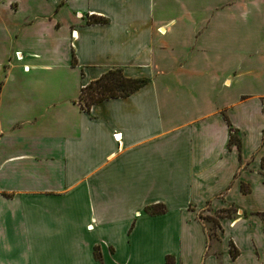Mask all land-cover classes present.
Returning a JSON list of instances; mask_svg holds the SVG:
<instances>
[{"label":"crops","instance_id":"crops-1","mask_svg":"<svg viewBox=\"0 0 264 264\" xmlns=\"http://www.w3.org/2000/svg\"><path fill=\"white\" fill-rule=\"evenodd\" d=\"M263 86L264 0H0V264H264Z\"/></svg>","mask_w":264,"mask_h":264},{"label":"trees","instance_id":"trees-1","mask_svg":"<svg viewBox=\"0 0 264 264\" xmlns=\"http://www.w3.org/2000/svg\"><path fill=\"white\" fill-rule=\"evenodd\" d=\"M90 20V19H89ZM92 21L104 22L106 18L99 17ZM75 57L72 55V63L75 64ZM143 78H133L123 75L120 68H111L103 72L98 78L90 80L89 82L81 86L79 93L78 102L84 110H89L93 103L110 97H124L129 95L131 92L139 88L145 83ZM237 143L239 146V138L230 134L229 144ZM260 166L264 170V156L260 159ZM243 190H245L243 188ZM163 206L160 208L151 207V213L160 212ZM230 252L232 256H235L237 250L230 244ZM166 264H173L171 256H166Z\"/></svg>","mask_w":264,"mask_h":264},{"label":"rangeland","instance_id":"rangeland-1","mask_svg":"<svg viewBox=\"0 0 264 264\" xmlns=\"http://www.w3.org/2000/svg\"><path fill=\"white\" fill-rule=\"evenodd\" d=\"M72 55H74V57H75L74 53ZM75 59H76V57H75ZM71 61H72V58H71ZM261 92H262L263 97H264V86H263V88H261ZM233 135L235 137H237L236 134H233ZM155 207H157V206H155ZM148 211L150 212L151 210L148 209ZM233 211H234V207L233 206H229L226 209H221L219 211H215L213 214L212 213H206L205 211L204 212L201 211L199 213V218L203 221L205 227H207V229H208L209 236H210V243H211L212 246H214L216 244L215 239H216V235H217V232H218L219 217L224 216V215H228V216L231 215V214L233 215V213L234 214L236 213V211L235 212H233ZM230 244L233 245L232 241L230 242Z\"/></svg>","mask_w":264,"mask_h":264},{"label":"built area","instance_id":"built-area-1","mask_svg":"<svg viewBox=\"0 0 264 264\" xmlns=\"http://www.w3.org/2000/svg\"><path fill=\"white\" fill-rule=\"evenodd\" d=\"M74 33V31H72V34ZM117 134H119V133H114V137H116L117 136Z\"/></svg>","mask_w":264,"mask_h":264},{"label":"bare ground","instance_id":"bare-ground-1","mask_svg":"<svg viewBox=\"0 0 264 264\" xmlns=\"http://www.w3.org/2000/svg\"><path fill=\"white\" fill-rule=\"evenodd\" d=\"M73 34H75V31H74V33ZM118 136V135H117ZM118 137H120V136H118Z\"/></svg>","mask_w":264,"mask_h":264}]
</instances>
